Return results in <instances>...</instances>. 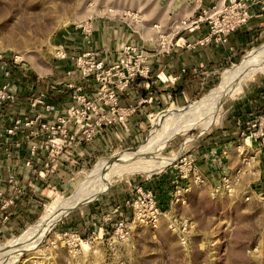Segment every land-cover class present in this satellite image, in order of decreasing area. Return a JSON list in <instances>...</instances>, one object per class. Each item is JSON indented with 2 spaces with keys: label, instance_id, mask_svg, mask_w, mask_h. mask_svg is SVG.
<instances>
[{
  "label": "rangeland",
  "instance_id": "rangeland-1",
  "mask_svg": "<svg viewBox=\"0 0 264 264\" xmlns=\"http://www.w3.org/2000/svg\"><path fill=\"white\" fill-rule=\"evenodd\" d=\"M105 16L130 39L69 56L70 41L89 40ZM237 34L248 39L236 49ZM207 47L213 64L204 58L195 68L154 66V58H174L177 48L200 54ZM235 72L238 83L212 102ZM48 89L65 102L50 100ZM188 108L174 120V133L142 150ZM102 138V150L81 155ZM20 152L27 181L17 173ZM263 157L264 0H0V230L19 198L38 192L34 213L0 233V247L38 225L49 205L70 197L100 163H169L99 183L52 228V242L24 251L15 264H264ZM151 201L159 213L142 207ZM96 202L92 215L101 223L122 207L131 218H119L125 227L116 222L105 235L63 226Z\"/></svg>",
  "mask_w": 264,
  "mask_h": 264
},
{
  "label": "crops",
  "instance_id": "crops-1",
  "mask_svg": "<svg viewBox=\"0 0 264 264\" xmlns=\"http://www.w3.org/2000/svg\"><path fill=\"white\" fill-rule=\"evenodd\" d=\"M261 20H255V22H258V25ZM116 20L113 17L110 16H105V17H101L100 19H98L97 21H95L94 24V32H93V36L90 37L89 40H87L86 38H81V37H74L73 40L70 41V43L67 45L68 50L67 53L68 55H72L73 51H77V50H81V51H87L89 49H97V48H107V49H116L118 47V45L121 42H124L125 40H129V34L127 33V31L119 26L116 25ZM238 38L235 41V47L236 49L238 47H242L243 45H245L246 40L248 39V36L246 34H237ZM240 40L242 42H240ZM240 43V46L239 44ZM207 50L204 53H200L196 52V51H187L185 49H176V52L172 55V57L174 58H165V59H161V58H154V66L155 67H159V68H164V69H182V68H195L198 67L199 64H202L201 61H204V58L206 59L207 63H211L213 64V59L211 55H214L213 53V49L211 47H207ZM216 60V59H215ZM205 61V62H206ZM66 66L65 69H68L71 67L72 62L70 59L66 60ZM21 74V73H20ZM22 75V74H21ZM187 78H192L191 75H187L184 78L183 81V86L185 84H187ZM42 84V82H39L37 80L34 81V86L33 88L36 87H40ZM21 85V84H19ZM140 86H138L136 88L137 91L141 92L140 97L141 98H145L147 96V92L145 90H140ZM48 91H51L50 93H48L49 99L52 100L53 102H58V103H64L65 102V97H63L62 95H56V91L52 90V89H48ZM114 134V132L112 133V135ZM114 136V135H113ZM113 136H109L110 141H113ZM115 139V138H114ZM105 144H107V141L105 138L99 139L97 140L94 144H91L89 146H84L81 151L82 152V156L84 157H88L86 150H93V151H98L99 149L102 150L105 146ZM22 152L18 153L19 155H17V157H19L18 161L16 160V167L18 169L19 174H21V179L23 181H27L29 178H31V173L30 170L27 168V166L25 165L26 159H23L21 155H23ZM262 164L260 165L261 167H264V157L261 159ZM260 162V163H261ZM11 163V162H10ZM260 167V168H261ZM260 177H262L263 179L261 180V182L259 183L260 185L264 184V171L260 170ZM5 181H2V183L4 184ZM35 186L36 190L38 188V182H35ZM38 192L33 190V192H30V197L31 198H27V201L29 200V205L27 207H23L22 205L27 203V201H25L22 197L19 198V200L17 201V208H16V213L13 214L15 215L11 220V222L9 224H7L6 226H4V228H2V230H0V233H6V231L8 232L9 230L11 231L12 229H15V224L16 222H18L17 220L20 219H25L27 220L34 212H33V208L35 206H37V200L35 199V196H38L37 194ZM22 198V199H21ZM101 202H96L93 205H90L89 207L85 208L84 210H81V212H79L78 214H76V216L74 217H70L68 220H66V222H63V226L64 227H72V226H76L79 225L78 227L80 228V230H82V232L87 233H99V234H103L105 235L106 232L108 230H113V228L115 227L116 222H118L119 218L124 219V220H129L131 218L132 212L130 208H120L116 209L114 211L111 212L110 215V219L106 220L107 222L105 223H101L100 221L95 219V215H92V213H96V205L100 204ZM110 203V202H109ZM79 221L78 224L76 223V221ZM81 226V227H80Z\"/></svg>",
  "mask_w": 264,
  "mask_h": 264
},
{
  "label": "bare ground",
  "instance_id": "bare-ground-1",
  "mask_svg": "<svg viewBox=\"0 0 264 264\" xmlns=\"http://www.w3.org/2000/svg\"><path fill=\"white\" fill-rule=\"evenodd\" d=\"M248 58H250V57H248ZM237 70L239 72L241 71L240 68H238ZM233 76H234V74L227 77L228 81L226 82V84L223 85L222 89H220L218 92H216L213 95V97L211 98L212 102L216 101L218 98H220L222 96V94L224 93V91L230 90L231 87H233V85H232L233 82H235L237 77L238 76L240 77L241 74L240 73L238 74L235 72L236 78H234ZM232 78H234L233 81H231ZM239 86L235 87V89L232 91L233 94L236 92V90L239 91V88H240ZM211 101H210V103H211ZM189 111H190V108L183 110V111H179V112L175 113L174 115H172L171 119L168 121L170 124V127H163L162 129L154 131L149 136L148 141L143 146L142 150L145 148H148L147 146L151 145L159 137L174 133L176 131L173 128V125L175 123L174 120L177 118H180L182 115H184L186 113L188 115ZM184 116H186V115H184ZM184 118H187V117H184ZM184 120H186V119H184ZM205 122L206 123H205V126L203 128H207L209 126V121H205ZM185 124H186V122H185ZM182 125H184V124H182ZM165 126H166V124H165ZM167 130H170V131L167 133ZM144 156H146V155H144ZM151 156H152V154H151ZM128 157H130V156H128ZM175 159H176V157L171 159L170 162L174 161ZM122 162L123 161H113V162H106V163L98 164L92 170V172L89 174L87 179L78 188L73 190L72 195L70 197L65 198L61 202H58V203L54 202L51 205H49V207L43 213L40 221L38 222V225L31 228L30 231L25 233L24 236H22L20 239H18V241L16 243H14L13 245L8 246V247L1 245V247H0V253H1L0 264H15L18 262V260L20 259V257L24 253V251L31 250L33 247L43 243L45 240L52 242V238H53L51 235L52 228L60 220L65 218L67 215H69L74 210H76L81 204H83V200L92 192L91 190L93 188H95L99 183L103 182L104 180L111 178L113 176V174L117 173L120 176H123L127 173L136 172V171H144L146 173H151L153 171L154 172L157 171L158 168H164L165 167L164 164H169L167 161L165 163L162 162L163 164L159 163L160 165H158V164L153 165L152 163L151 164L147 163L144 166H139V167L136 166L135 167V166H130V165L128 166V164L126 165V164H123ZM155 162L158 163V161H154L153 163H155ZM89 183L91 185H93V186H90L91 189L87 187V185ZM82 246H83V248L88 247L87 243H83V242H82ZM2 253H3V255H2Z\"/></svg>",
  "mask_w": 264,
  "mask_h": 264
},
{
  "label": "built area",
  "instance_id": "built-area-1",
  "mask_svg": "<svg viewBox=\"0 0 264 264\" xmlns=\"http://www.w3.org/2000/svg\"><path fill=\"white\" fill-rule=\"evenodd\" d=\"M8 97H11V96H8ZM142 207L144 208H151V213L154 214V213H159V209L157 207V203L156 202H150V206L148 204H145V203H142ZM117 226H118V229L121 228V230L125 227V222H118L117 223ZM78 240V239H77ZM81 241V240H80Z\"/></svg>",
  "mask_w": 264,
  "mask_h": 264
},
{
  "label": "water",
  "instance_id": "water-1",
  "mask_svg": "<svg viewBox=\"0 0 264 264\" xmlns=\"http://www.w3.org/2000/svg\"><path fill=\"white\" fill-rule=\"evenodd\" d=\"M86 203H83V204H81L78 208H80L81 206H83V205H85Z\"/></svg>",
  "mask_w": 264,
  "mask_h": 264
}]
</instances>
